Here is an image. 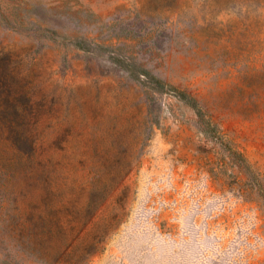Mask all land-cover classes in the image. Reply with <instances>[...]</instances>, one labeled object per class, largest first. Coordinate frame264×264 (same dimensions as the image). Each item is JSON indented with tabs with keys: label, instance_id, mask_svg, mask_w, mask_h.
Listing matches in <instances>:
<instances>
[{
	"label": "rangeland",
	"instance_id": "obj_1",
	"mask_svg": "<svg viewBox=\"0 0 264 264\" xmlns=\"http://www.w3.org/2000/svg\"><path fill=\"white\" fill-rule=\"evenodd\" d=\"M0 264H264V0H0Z\"/></svg>",
	"mask_w": 264,
	"mask_h": 264
},
{
	"label": "trees",
	"instance_id": "obj_2",
	"mask_svg": "<svg viewBox=\"0 0 264 264\" xmlns=\"http://www.w3.org/2000/svg\"><path fill=\"white\" fill-rule=\"evenodd\" d=\"M135 76L137 77L138 82L144 87H153L155 89L163 88L161 80L151 75L148 71L142 70L141 72L135 74ZM178 97L194 107L197 106L196 100L184 91H179Z\"/></svg>",
	"mask_w": 264,
	"mask_h": 264
}]
</instances>
